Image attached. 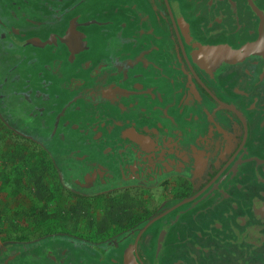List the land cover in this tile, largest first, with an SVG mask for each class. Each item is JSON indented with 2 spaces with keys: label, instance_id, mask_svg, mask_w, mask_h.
<instances>
[{
  "label": "flooded vegetation",
  "instance_id": "af4514ba",
  "mask_svg": "<svg viewBox=\"0 0 264 264\" xmlns=\"http://www.w3.org/2000/svg\"><path fill=\"white\" fill-rule=\"evenodd\" d=\"M249 45L234 61L211 50ZM261 49L264 0H0V115L53 156L63 192L124 201L121 222L92 215L85 239L61 234L5 264H241L220 227L264 194ZM157 189L169 204L149 217ZM173 212L181 241L174 224L153 228Z\"/></svg>",
  "mask_w": 264,
  "mask_h": 264
},
{
  "label": "rangeland",
  "instance_id": "374dc122",
  "mask_svg": "<svg viewBox=\"0 0 264 264\" xmlns=\"http://www.w3.org/2000/svg\"><path fill=\"white\" fill-rule=\"evenodd\" d=\"M242 48L244 47L237 50ZM247 48L252 50L251 45ZM242 160L245 161L244 158ZM164 191L157 189L147 193L143 204L149 217L169 204L167 201L159 202L163 199ZM76 196L68 188H64V192L61 189L60 167L53 156L35 142L20 136L0 115V264L14 259L24 247L29 248L55 237L61 238V234H65L67 238L85 239L81 231L86 227V219L92 215L95 217L90 220L101 224L96 225V228H108L112 222L122 221V197L114 204H107L95 196H81V199ZM207 199L190 207V210H185L181 219L190 222L192 211L204 207L208 203ZM245 211L244 209L235 216L241 219L242 224H237L236 219L220 228L226 230L225 241L237 246V253L234 254L232 250L229 251L230 255H234L236 260L241 257V264H255L250 261L248 250L250 244L257 245L258 241L264 240V194L257 191L248 212ZM175 214L173 212L163 223L153 226L160 228L165 224H174V228L168 230L169 235L174 232L172 241L180 240L183 234V229L174 220ZM243 231L245 232L240 236ZM189 235V238H195L191 230ZM108 238L110 236L105 237ZM176 251V247L172 246V254ZM193 254L199 255L195 252ZM34 260L27 256L24 262L15 264H33ZM259 261L258 264H262ZM147 262L150 263L151 259L148 258Z\"/></svg>",
  "mask_w": 264,
  "mask_h": 264
},
{
  "label": "water",
  "instance_id": "95a60500",
  "mask_svg": "<svg viewBox=\"0 0 264 264\" xmlns=\"http://www.w3.org/2000/svg\"><path fill=\"white\" fill-rule=\"evenodd\" d=\"M264 52L263 49H261ZM248 52V48H242L240 50H230L228 48L220 47L214 51L217 60L234 61L238 60Z\"/></svg>",
  "mask_w": 264,
  "mask_h": 264
},
{
  "label": "crops",
  "instance_id": "0c3cea01",
  "mask_svg": "<svg viewBox=\"0 0 264 264\" xmlns=\"http://www.w3.org/2000/svg\"><path fill=\"white\" fill-rule=\"evenodd\" d=\"M225 48H228V47H225ZM244 48H246V47H244ZM213 49L216 50V49H218V48H216V47H215V48H211V50H213ZM228 49H229V48H228ZM230 50H233V49H230ZM250 51H251V50L248 49V52H250ZM248 52H247V53H248ZM247 53H246V54H247ZM246 54H245V55H246Z\"/></svg>",
  "mask_w": 264,
  "mask_h": 264
}]
</instances>
